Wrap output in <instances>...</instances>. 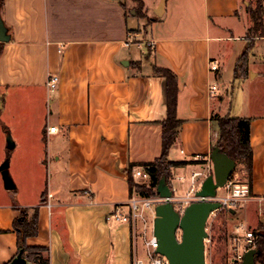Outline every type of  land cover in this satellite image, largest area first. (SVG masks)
<instances>
[{"label":"crops","instance_id":"1","mask_svg":"<svg viewBox=\"0 0 264 264\" xmlns=\"http://www.w3.org/2000/svg\"><path fill=\"white\" fill-rule=\"evenodd\" d=\"M249 1L141 0L139 9L133 0H3L0 123L12 138L14 195L0 202V264L17 256L12 223L23 209L38 216L27 245L47 248L49 264H132L134 220L116 219L115 210H129L131 168L161 156L167 81L153 65L176 77L182 123L168 158L189 162L172 169L179 194L200 170L193 159L211 163L214 118H250L245 214L258 218L254 230L264 223V36L255 39L249 56L259 59H247L246 76L222 80L226 57L237 61L247 46ZM50 75L59 78L54 90Z\"/></svg>","mask_w":264,"mask_h":264},{"label":"trees","instance_id":"2","mask_svg":"<svg viewBox=\"0 0 264 264\" xmlns=\"http://www.w3.org/2000/svg\"><path fill=\"white\" fill-rule=\"evenodd\" d=\"M138 8H142L141 0H133ZM3 0H0V6ZM247 14L251 25L247 30V46L238 57L234 67V77H245L247 73V59L254 47L255 39L264 36V0H256L255 5L247 8ZM153 74L164 77L167 81V118L162 122V151L161 156L149 164L142 165L149 175V182L136 184L132 174L128 180L129 189L143 198L158 196L157 186L162 178L170 181L173 177L172 169L188 164L187 161H174L168 158L169 150L174 144L182 121L176 117V77L167 69L152 66ZM217 135L213 142V149L218 148L236 164L240 165V181L245 180L251 186L252 173V149L250 144V118L215 117ZM132 169V168H131ZM242 179V180H241ZM42 202V200H41ZM229 215L233 214L228 210ZM12 229L16 233L17 254L30 264H49L48 249L45 247H31L27 245V239L37 235L38 216L36 211L28 216L26 210H20V215L13 221ZM255 263L264 264V223L254 230ZM212 241V239H211ZM9 264V263H8Z\"/></svg>","mask_w":264,"mask_h":264},{"label":"rangeland","instance_id":"3","mask_svg":"<svg viewBox=\"0 0 264 264\" xmlns=\"http://www.w3.org/2000/svg\"><path fill=\"white\" fill-rule=\"evenodd\" d=\"M256 0H250L248 7H253L255 5ZM259 55V54H257ZM228 64L226 66L225 71L222 73L223 81H231L234 76V64L236 62V58L233 60L230 57H226ZM250 62L259 59L258 56L253 58L251 55L248 57ZM237 83L235 84L234 94L238 95ZM235 96V97H236ZM234 104H237V100ZM1 110L0 109V119H1ZM3 132H5L4 137L2 136ZM12 143L11 135L8 133L7 129L3 127L0 123V202H4L9 200L14 194L12 190L9 188L11 183L9 179L11 178V168L8 166V157H6V150H11L10 144ZM20 160H27V154L18 153L16 154ZM193 165H198L200 170L194 171L189 177V183L185 187V193L180 195L183 190H177L175 184L177 186L180 185L178 181L174 183L173 181H167L166 183L173 189V195L171 197V203L174 209L178 213H182L184 209L192 202L198 201L195 192L200 189L202 182L213 173V170H208L206 162L202 158L193 159L191 161ZM15 173H22L27 169L24 168V165L20 163L19 159L16 163ZM240 165L236 164L233 172L240 174ZM46 181V188L49 186V170L44 169ZM194 173H198L197 177L192 179ZM164 179V178H162ZM165 180V179H164ZM174 180V178L172 179ZM242 180V179H241ZM166 181V180H165ZM147 183V181H138L136 184ZM175 187V189H174ZM177 191V193H176ZM225 194L224 188H220L217 191L218 196H223ZM189 195V196H188ZM143 198V197H140ZM147 199V198H144ZM148 199L155 200L154 207L162 202V199L159 196H154ZM154 207L153 209H145L140 217L133 218L131 215L129 216L130 221L134 220L135 225V242L133 245L134 254H133V262L132 264H136L138 259L143 260L145 263L147 262V255L150 252V247L148 243L154 237L153 236V221H154ZM248 209V207H247ZM237 214L235 216H230L228 210L221 209L219 211H215L210 215L208 221L206 223V232L208 237L205 240V262L206 264H230V260L233 254L232 247V237L234 227L240 222H246L249 226L250 230H254V228L258 224V218H256L255 214L253 216H248L246 213V207L244 209L236 210ZM264 213V212H263ZM264 221V219H262ZM258 228V227H257ZM233 229V231H232ZM180 237V233H178V238ZM212 239V241H211ZM260 264V263H257Z\"/></svg>","mask_w":264,"mask_h":264},{"label":"water","instance_id":"4","mask_svg":"<svg viewBox=\"0 0 264 264\" xmlns=\"http://www.w3.org/2000/svg\"><path fill=\"white\" fill-rule=\"evenodd\" d=\"M8 39L0 18V42ZM9 146L11 148L13 144ZM210 161L213 173L202 182L195 193L199 200L190 203L182 214L170 202L173 193L166 181L161 179L157 186V194L162 202L154 207L153 236L158 244L156 254L164 257L168 264H206V223L210 215L221 208V204L213 199L216 198L218 189L224 187L236 166L235 161L218 148L212 150ZM177 233H180L179 238ZM255 254L256 249L246 251L241 264H256ZM9 264L30 263L19 252Z\"/></svg>","mask_w":264,"mask_h":264},{"label":"built area","instance_id":"5","mask_svg":"<svg viewBox=\"0 0 264 264\" xmlns=\"http://www.w3.org/2000/svg\"><path fill=\"white\" fill-rule=\"evenodd\" d=\"M211 71H215L217 69V65L215 62L210 63ZM59 78L55 75H50L47 79V87L50 90H54L57 87ZM217 91V86H210V93L214 95ZM56 131V127H49L48 133H53ZM207 165V163H206ZM208 170L212 169V164L209 163L207 165ZM132 177L134 181L137 183L138 181L144 182L149 180V175L145 172L143 166H136L131 169ZM198 173H194L192 179L197 177ZM225 194L223 196H216L213 200L219 202L221 204V209L226 210H241L244 209L247 205V202L250 197V188L248 184L240 181V176L236 172H232L228 181L224 185ZM172 193L173 189L171 188ZM196 193V192H195ZM189 196V195H188ZM50 197V195H48ZM197 198V197H196ZM199 200V198H197ZM171 202V198H170ZM155 205V200L153 199H144L140 198L139 195L133 190V196L129 202V210L127 214H123L121 207H118L115 210V217L118 220L123 222L129 221V216L131 215L133 218L140 217L142 212L145 209H153ZM185 210V209H184ZM219 211V210H218ZM184 212V211H183ZM182 212V213H183ZM179 213V214H182ZM178 237V233H177ZM150 247V252L147 255V262L145 263L143 260L138 259L136 264H168L167 260L156 254V248L158 246L155 237H153L148 243ZM232 247L233 254L230 260V264H241L243 260V255L246 251L250 249H255L254 243V232L250 230L249 226L246 222H240L234 227L233 237H232Z\"/></svg>","mask_w":264,"mask_h":264}]
</instances>
